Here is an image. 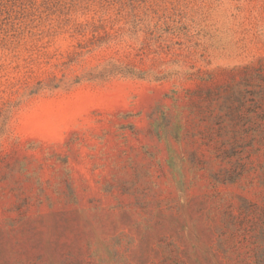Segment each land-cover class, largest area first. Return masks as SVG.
Listing matches in <instances>:
<instances>
[{"label": "rangeland", "instance_id": "1", "mask_svg": "<svg viewBox=\"0 0 264 264\" xmlns=\"http://www.w3.org/2000/svg\"><path fill=\"white\" fill-rule=\"evenodd\" d=\"M0 264H264V0H0Z\"/></svg>", "mask_w": 264, "mask_h": 264}]
</instances>
